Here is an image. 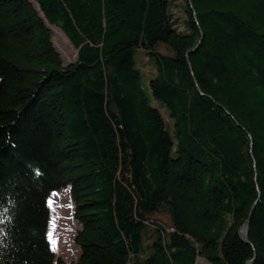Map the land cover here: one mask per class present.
Masks as SVG:
<instances>
[{
  "label": "trees",
  "instance_id": "1",
  "mask_svg": "<svg viewBox=\"0 0 264 264\" xmlns=\"http://www.w3.org/2000/svg\"><path fill=\"white\" fill-rule=\"evenodd\" d=\"M64 187L69 261L48 236ZM200 257L264 264V0H0V264Z\"/></svg>",
  "mask_w": 264,
  "mask_h": 264
},
{
  "label": "rangeland",
  "instance_id": "2",
  "mask_svg": "<svg viewBox=\"0 0 264 264\" xmlns=\"http://www.w3.org/2000/svg\"><path fill=\"white\" fill-rule=\"evenodd\" d=\"M54 40L61 51L64 63L68 64L75 61L77 58L78 50L70 42L68 37L61 31L54 29ZM144 64V61H143ZM144 89L151 95L147 77L155 74L153 66L144 65ZM152 104L157 105L162 110L166 119H169L168 109L162 106L155 98L152 99ZM49 206L51 210V217L49 223L48 236L55 249L57 256L65 260H77L81 251L74 241L75 233L78 231L80 225L74 219V204L70 194V188L64 187L60 190L53 191L49 197ZM162 222L169 227V215L167 212L156 215ZM197 264H212L203 257L198 258Z\"/></svg>",
  "mask_w": 264,
  "mask_h": 264
},
{
  "label": "water",
  "instance_id": "3",
  "mask_svg": "<svg viewBox=\"0 0 264 264\" xmlns=\"http://www.w3.org/2000/svg\"><path fill=\"white\" fill-rule=\"evenodd\" d=\"M191 4V7L192 9L194 10V7L192 5V2L190 3ZM194 16H195V21H197V17H196V14L194 13ZM240 236H241V239L245 242V243H248L250 244V240H249V221H247V223L243 226L242 230L240 231ZM253 262V258L252 259H249L246 264H252Z\"/></svg>",
  "mask_w": 264,
  "mask_h": 264
}]
</instances>
